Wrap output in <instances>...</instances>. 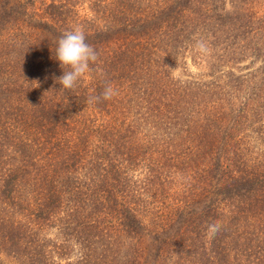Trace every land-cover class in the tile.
<instances>
[{
	"label": "trees",
	"instance_id": "obj_1",
	"mask_svg": "<svg viewBox=\"0 0 264 264\" xmlns=\"http://www.w3.org/2000/svg\"><path fill=\"white\" fill-rule=\"evenodd\" d=\"M0 264H264V0H0Z\"/></svg>",
	"mask_w": 264,
	"mask_h": 264
},
{
	"label": "clouds",
	"instance_id": "obj_2",
	"mask_svg": "<svg viewBox=\"0 0 264 264\" xmlns=\"http://www.w3.org/2000/svg\"><path fill=\"white\" fill-rule=\"evenodd\" d=\"M55 59L59 61L63 74L57 78L58 83L65 90H72L77 82L89 73L90 67L98 59L96 50L86 42L82 29L72 28L65 31L58 39L55 48ZM117 95V90L111 85L103 88L99 95H90L87 103L94 104L105 101Z\"/></svg>",
	"mask_w": 264,
	"mask_h": 264
}]
</instances>
